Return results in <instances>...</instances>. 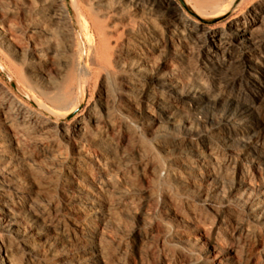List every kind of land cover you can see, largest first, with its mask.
Segmentation results:
<instances>
[{"label":"rangeland","instance_id":"rangeland-1","mask_svg":"<svg viewBox=\"0 0 264 264\" xmlns=\"http://www.w3.org/2000/svg\"><path fill=\"white\" fill-rule=\"evenodd\" d=\"M75 1L92 28L95 39L91 46L75 23L65 35L58 30L61 5H50V0H0V12H6L12 19L14 34L23 47L29 46L34 40L35 44L42 46L44 57L52 65L59 63L61 56L66 62L55 66H60L62 77L58 78L52 73V86L42 80L39 87H34L33 80L26 71L27 65L32 63H25L19 50L15 52L0 46V65L10 60L18 65L26 78V85L23 86L11 76L12 85L0 71V111L10 120L12 132L17 136L18 147L21 151L24 149L23 152L37 174L42 173L43 160L46 157L52 155L55 162L59 161L56 163L59 171L53 178L55 180L49 181V187L41 188L30 183L21 190L12 192L0 185V198L16 204L18 208L20 206L22 217L29 223L37 226L45 218L49 226L52 225L51 229L65 231V234L70 231L69 235L73 237L71 230L75 217L72 212L67 211L73 202L67 199L62 190H68L67 182L74 180L72 175L78 170L83 176L78 179L84 192H95V184L100 183L110 204L113 217L98 218L96 227L97 239H100L108 264H204L206 259L217 263L225 261L226 253L231 252L235 254L230 260L231 264H264V226L254 224L242 205L229 204L225 200L230 196L232 187L241 189L243 185L240 179L243 163L252 164L242 162L241 155L232 153L233 149L236 150L234 146L227 147L222 141L212 138L215 146L211 154L217 162L212 157L207 159H210L223 181L218 184L214 209L201 205L192 195L180 197L179 187L168 175L169 156L161 150L163 146H173L176 140L169 135L158 136L155 126L157 124L150 120L147 113L140 115L141 108L153 105L141 96V84L147 83L146 80L135 76L121 65L122 46L133 42L131 39L129 41L122 27L128 24L136 36L147 42L156 41L163 45L161 24L157 25L158 29H146L145 22L134 16L131 7L122 0H105L102 5H97L96 0ZM175 1L183 5L201 27L221 32L226 29L229 19L246 16L250 8L261 0H250L231 12L204 19L194 10L192 0ZM38 23L52 30L57 49L55 46H47L46 41L37 34ZM68 34L75 41L71 50L64 47ZM181 48L187 52L182 66L192 81L185 85V90L205 70L201 64L202 54L199 48L191 43ZM261 50L264 53V44H261ZM172 63L177 64L173 56L156 59L157 65ZM82 64L88 68L86 76L80 74L79 65ZM219 78L209 77L212 83L218 82L222 90L232 91V82L223 79V76ZM129 82L134 83L133 91L128 89L131 86ZM55 93L66 97L60 107L50 99ZM122 93H126L127 97H123ZM39 103L55 110H67L61 118L66 132L45 120V113L39 109ZM136 104L140 108H135ZM105 107L109 113H106ZM130 107L132 110L127 111ZM219 110H212L217 117L237 111L233 105ZM77 119L84 121L91 136L100 143V146L95 145L92 139L86 142V147L94 154L92 156L95 160L78 157L73 151L72 140L76 138H72L70 129ZM90 120L95 125L88 123ZM207 131L204 130L203 134ZM253 142L264 156V135L257 134ZM197 143L200 149L204 148L202 142ZM7 147L12 161L19 160L20 153L15 150V143L10 141ZM170 156L177 160L196 161V157L190 154L172 153ZM233 156L239 159L232 160ZM97 161L104 164L103 169L97 165ZM261 167L260 173L249 168L251 185L248 190L254 198H264V164ZM176 170L184 173L182 166H177ZM170 199L183 200V205L180 203L173 207L169 203ZM178 230L197 240L191 238L190 246H182L174 239ZM213 239L218 246L211 251L208 243ZM4 241L11 253H14L13 256L18 257L19 264H31L15 238H4ZM85 249L88 247L67 243L65 253L62 250L58 254L70 255L68 263L77 264L84 261L82 253Z\"/></svg>","mask_w":264,"mask_h":264},{"label":"bare ground","instance_id":"bare-ground-1","mask_svg":"<svg viewBox=\"0 0 264 264\" xmlns=\"http://www.w3.org/2000/svg\"><path fill=\"white\" fill-rule=\"evenodd\" d=\"M122 1L131 7L134 16L145 22L146 29L149 27L158 29V24H161L163 28L164 35L162 34L161 37L163 45H160L159 42H147L136 36L128 24L123 26L122 31L126 33L129 41L131 39L133 42L122 46L120 50L121 65L124 69L147 82L144 85L141 84V96L153 106L146 105L141 108L140 115L147 113L150 120L157 124L155 126L158 136L169 135L176 140L173 146L160 147L169 156L168 175L179 187V196L192 195L201 205L211 210L214 209L218 184H222L223 181L210 163V159L207 158L212 157L214 162H217L211 154L213 146H215L212 138H217L227 147L234 146L236 150L233 149L232 153L241 155L240 160L242 162L252 164L244 165L243 163L242 171H240V179L243 185L241 189L232 187L230 196L225 200L228 203L242 205L254 224L264 226V198H254L248 190V186L251 185L248 177L249 168L260 173L261 166L264 164V156L260 154V149L253 142L257 134L264 135V53L261 50V44H264V0L252 6L246 16L229 19L226 23V29L221 32L201 27L200 23L188 14L186 8L175 0ZM192 1L195 6L194 10L196 9L201 15L198 16L204 19L211 15L217 16L231 12V10L250 0ZM96 2L97 5H102L105 0H96ZM50 5L62 6L58 15L61 18L58 23V30L65 35L75 23L79 27L80 31H78L91 46L95 39L91 31L92 28L78 9L76 1L50 0ZM221 5L223 6L219 8ZM36 28L37 34L46 41L47 46L58 47L55 41L56 37H54L51 29L40 23L37 24ZM71 36L66 35L65 37L67 44L64 47L67 50H71L75 45ZM100 38L102 39V37ZM34 42L33 40L32 44L23 47L14 34L12 19L6 12H0V46H5L15 52L19 50L23 61L32 63L27 65L26 71L29 72L34 87H39L38 84L42 80L52 86V73L58 78L62 77L60 66H55L66 62L61 56V58L59 57L60 62L55 66L52 65L44 57L42 46L40 47ZM187 43L195 45L201 51V64L205 71L197 75L195 82L187 85V89L184 90L185 85L192 82L185 74L182 66V61L186 58L187 52L181 47H186ZM163 56H173L177 64L157 65L156 59ZM2 67L18 84L26 85V78L17 64L8 60L2 64ZM79 67L81 75H88L87 66L82 64ZM221 76L224 77L223 79L232 82V91L222 90L218 82L214 84L209 79V77L219 78ZM133 84L131 83V86L128 87L131 91L134 90ZM122 95L127 97L126 93H122ZM65 98L61 93L50 96L51 101L58 107ZM227 105H233L237 111L234 112L233 110L231 114L223 117H217L212 111L216 110L217 112ZM134 107L138 108L139 106L136 104ZM39 109L45 113V117L43 114L41 116L43 115L42 117L46 121L51 122L55 128L61 127L66 132L61 118L67 110H55L47 107L44 103L39 105ZM131 110L132 107L127 109V111ZM105 111L109 113L107 107H105ZM88 123L95 125L93 120L88 121ZM70 130L72 138L77 140H72L73 151L78 157L92 159L94 154L86 147V142L92 139L95 145L100 146V143L91 136V132L84 121L75 120L71 124ZM204 130L210 131L203 134ZM10 141L15 143V150L20 153L19 160L16 162L12 161L8 153L7 144ZM198 141L203 143L204 148L200 149ZM23 150L21 151V148L18 147L17 136L12 132L10 120L0 111V185L10 189V191L21 190L30 183L37 184L41 188L47 187L49 181L57 176L59 170L56 163L59 161L55 162V157L53 158L52 155L46 157L43 160L42 173L37 174ZM172 153L194 155L196 161L177 160L170 156ZM93 159L95 160V158ZM231 159L236 161L239 157L233 156ZM97 165L103 169L104 164L98 162ZM177 166L183 167V174L176 170ZM72 178L73 181L67 182L68 190H62V188L61 190L64 191L67 199L73 202L72 207L67 210L72 212L75 217L71 230L73 237L70 236V231L69 235L68 233L65 234V231H62L63 234L58 229H51L52 225L49 226V222H46L45 218L41 219L37 226L34 223H29L22 217L20 206L18 208L16 204H10L9 201L0 198V264H19L18 257L13 256L14 253L12 254L6 246L7 243H5L4 238H15L26 252L27 259L31 264H69L70 255L58 254L62 250L65 253L64 248L67 243L80 245L84 248L85 246L88 247L82 253L84 261L77 264H108L100 239H97L96 227L98 218L110 219L113 217L109 201L104 196L100 183L95 184V192H84L80 179H78L83 178V176L78 173V170L72 175ZM177 201L170 199L169 203L173 207L180 203L183 205V200ZM67 205L69 204L67 203ZM67 211L65 212L67 213ZM172 215L176 216L175 214ZM99 226L101 227V225ZM191 238L196 239L183 231L175 232V242L184 247L190 246ZM51 242L52 244H49ZM208 245L211 251H214L218 246L215 239L210 240ZM24 251H22L23 256ZM20 255L22 256V253ZM232 256H235L234 252L226 253L225 261L212 263L206 259L204 264H231Z\"/></svg>","mask_w":264,"mask_h":264},{"label":"water","instance_id":"water-1","mask_svg":"<svg viewBox=\"0 0 264 264\" xmlns=\"http://www.w3.org/2000/svg\"><path fill=\"white\" fill-rule=\"evenodd\" d=\"M0 71L3 73V75L9 81V83L13 85V81H12L10 74L1 65H0Z\"/></svg>","mask_w":264,"mask_h":264}]
</instances>
